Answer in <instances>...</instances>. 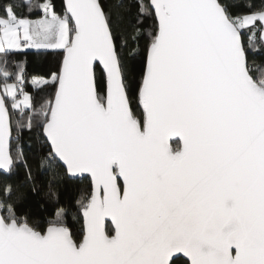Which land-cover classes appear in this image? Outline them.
I'll list each match as a JSON object with an SVG mask.
<instances>
[{
  "label": "snow or ice",
  "instance_id": "snow-or-ice-1",
  "mask_svg": "<svg viewBox=\"0 0 264 264\" xmlns=\"http://www.w3.org/2000/svg\"><path fill=\"white\" fill-rule=\"evenodd\" d=\"M0 177V264H264V0H0Z\"/></svg>",
  "mask_w": 264,
  "mask_h": 264
},
{
  "label": "trees",
  "instance_id": "trees-1",
  "mask_svg": "<svg viewBox=\"0 0 264 264\" xmlns=\"http://www.w3.org/2000/svg\"><path fill=\"white\" fill-rule=\"evenodd\" d=\"M59 4L60 0H56ZM259 3V0H257ZM25 55L13 56V62L27 61L28 71L33 75H42L49 70L54 69L56 60L54 55L37 50H26ZM25 150L29 155V162L32 165L34 185L36 191L32 190V184H27L20 189L22 199L20 201V208L26 213L30 214L32 218L39 224H43L45 228L47 223L53 219V216L48 211H42L39 207L49 208L50 201L48 200V185L51 183L55 188L60 200L65 204H75L81 195H87L90 190V178L81 177L78 179H68L63 177L61 179L53 180L50 173L42 172L36 169V161L41 155L42 148L40 145L39 135L29 134L25 136ZM25 169L23 167L18 169V173L11 177L15 183H24ZM6 177H0L5 179Z\"/></svg>",
  "mask_w": 264,
  "mask_h": 264
},
{
  "label": "water",
  "instance_id": "water-1",
  "mask_svg": "<svg viewBox=\"0 0 264 264\" xmlns=\"http://www.w3.org/2000/svg\"><path fill=\"white\" fill-rule=\"evenodd\" d=\"M78 178H81V177H78ZM78 178H74V179H78Z\"/></svg>",
  "mask_w": 264,
  "mask_h": 264
}]
</instances>
